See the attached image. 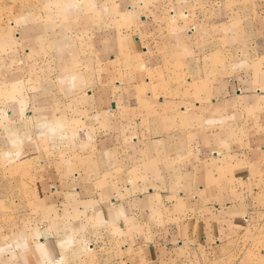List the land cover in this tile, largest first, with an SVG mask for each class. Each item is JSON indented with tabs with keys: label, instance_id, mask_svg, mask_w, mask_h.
<instances>
[{
	"label": "crops",
	"instance_id": "crops-1",
	"mask_svg": "<svg viewBox=\"0 0 264 264\" xmlns=\"http://www.w3.org/2000/svg\"><path fill=\"white\" fill-rule=\"evenodd\" d=\"M133 3L135 8L128 11L129 17L133 23L140 21L142 28L128 35L129 45L123 52L134 60L131 64L134 68L141 65L143 70L151 71L155 83L165 87L161 92L158 89L157 94L151 93L159 100L152 105L149 96L124 90L153 81L139 82L121 75L109 77L104 85L95 84L87 90V96L101 106L92 111L98 118V127L110 131L112 122L120 121L121 130L131 132L132 126L119 118L138 113L145 117L142 123L155 117L161 134L170 133L171 129L177 133L186 131L191 134L190 139L182 144L169 141L176 134L167 138L160 135L157 140L142 137L139 141L105 142L101 150L106 140L100 139L99 149L95 146L97 149L92 153L79 152L77 159L69 154L72 166L69 170L64 166L69 157L54 158L52 136H48L55 118L57 127H64V121L47 111L45 139H41L37 134V111L21 109L16 97L7 99L6 91L0 90V213L7 210L18 213L15 210L20 203L23 212L36 214L28 221L16 214L12 223L0 224V264H149L134 257V251L143 254L156 243L171 244L183 238L181 229L185 234L187 229L190 232L205 228V221H209L210 217H202V224L186 220L183 200L172 187L175 181L182 184L184 174L189 183L192 168V180L198 188L190 197L201 196L208 187L214 190L208 177L220 166L212 168L216 153L212 144L224 146L228 140L214 134V126L207 125L208 121L195 119L191 124L177 117L189 115L193 120L222 102L227 106L230 100L246 97L259 100L258 93L264 94V52L246 60L245 66L232 75L223 71L187 79L184 70L191 69L190 61L197 60L201 50L207 55L214 52V38L253 36L254 45L262 44L264 0H133ZM117 4L113 2L114 6ZM193 24L197 30L188 32ZM68 83L70 95L64 96L82 94L80 89L74 92ZM185 85H193L194 91H169ZM215 85L222 88L214 92ZM228 86L236 88L233 95L227 92ZM135 95L144 102L141 108L124 103L136 100ZM185 100L196 102L180 108L177 102ZM144 126L136 125L135 129L139 134L149 132V123ZM237 150L243 152V145ZM189 153H193L195 163L186 161L185 171L181 166L178 171L173 161ZM215 157L218 164L223 163L222 156L216 153ZM208 163L212 172L208 171ZM159 206L164 234L153 241L150 230L157 222ZM200 211L204 212L193 209L195 214Z\"/></svg>",
	"mask_w": 264,
	"mask_h": 264
},
{
	"label": "rangeland",
	"instance_id": "rangeland-1",
	"mask_svg": "<svg viewBox=\"0 0 264 264\" xmlns=\"http://www.w3.org/2000/svg\"><path fill=\"white\" fill-rule=\"evenodd\" d=\"M134 5L133 0H0V90L6 91L7 99L16 97L21 109L37 111V134L41 139H45L44 114L47 111L54 112L64 121V127H57L55 118V126L49 127L48 136H52L54 158L69 157L68 166L64 164L69 170H72L70 155L77 159L79 152L83 155L84 152L92 153L99 149L100 139L106 140L100 150L105 147V142L139 141L142 137L157 140L160 135L167 138L176 134L169 141L182 144L190 139L191 134L186 131L177 133L171 129L170 133L161 134L155 117L142 123L145 117L138 113L119 118L132 126L131 132L122 131L120 121L112 122L110 131L98 127V118L92 111L101 106L87 96V90L95 84L104 85L109 77L121 75H129L139 82L153 81L146 86L131 85V89L124 90L149 96L152 105L159 100L151 93L157 94L165 87L155 83L151 71L143 70L141 65L134 68L131 65L134 60L123 52L129 45L128 35L142 28L140 21L133 23L129 17L128 11H132ZM196 30L197 25L193 24L188 32ZM254 39L253 36L214 38V52L209 55L202 50L198 52L197 60L190 61L191 69L184 70L186 78L208 77L223 71L230 75L236 73L245 66L246 60L264 52V36L260 45H254ZM67 83L74 92L82 90V94L64 96L70 95ZM191 86L185 85L182 89L175 86L169 91L191 93L194 91ZM216 88L222 86L215 85L214 92ZM235 89L228 86L227 92L233 95ZM258 96L259 100L247 97L230 100L226 102L227 106L222 102L193 120L189 115L177 117L179 121L187 119L191 124L195 119L208 121L207 125L214 126V134L228 140V145L212 144L219 157L224 158L221 152L227 156L222 164H218L216 153L212 152L215 155L212 168L216 164L220 166L208 177V184L211 180L214 190L208 187L201 196L190 197L198 188L192 180V168L189 183L184 174L182 184L177 185L175 181L176 185L172 187L183 200L186 220L193 219L202 224V217L210 219L205 221V228L190 232L187 229L185 234L181 229L182 239L167 245L156 243L143 254L134 251V257L143 258L149 264H264V94L258 93ZM135 98L124 103L141 108L144 102L136 95ZM195 102L177 103L181 108ZM146 123L151 126L150 131L139 134L135 126L144 128ZM241 145L243 152L237 150ZM194 158L193 153H189L172 161L177 164L178 171L180 166L185 171V162L195 163ZM207 161L211 162V159ZM197 204L200 206L196 207ZM197 208L204 212L193 213ZM23 209L24 206L18 203L15 210L18 213L8 210L5 214L0 213V224L12 223L16 214L23 220L34 219L35 212L26 213ZM158 211L155 227L150 230L153 241L164 234L160 206Z\"/></svg>",
	"mask_w": 264,
	"mask_h": 264
}]
</instances>
